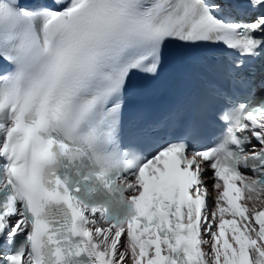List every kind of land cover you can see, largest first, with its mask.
<instances>
[{"label":"bare ground","instance_id":"6f19581e","mask_svg":"<svg viewBox=\"0 0 264 264\" xmlns=\"http://www.w3.org/2000/svg\"><path fill=\"white\" fill-rule=\"evenodd\" d=\"M261 20L264 26V14ZM257 126L264 133V114ZM72 205L78 235L92 264H264V188L242 191L240 204L234 206L222 187L212 186L211 176L194 179L174 217L176 225L192 224L183 254L176 259L170 240L157 232L114 226L100 210H82L74 200ZM10 223L21 229L26 225L20 212L10 217Z\"/></svg>","mask_w":264,"mask_h":264},{"label":"rangeland","instance_id":"374dc122","mask_svg":"<svg viewBox=\"0 0 264 264\" xmlns=\"http://www.w3.org/2000/svg\"><path fill=\"white\" fill-rule=\"evenodd\" d=\"M258 118H259V117L255 118V119H251L250 124H251V127L255 128V129L258 130V131H261V128H259V127L257 126ZM260 122H262V121H260Z\"/></svg>","mask_w":264,"mask_h":264}]
</instances>
